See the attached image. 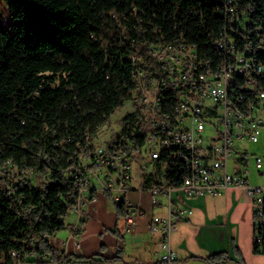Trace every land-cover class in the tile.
I'll use <instances>...</instances> for the list:
<instances>
[{"label": "trees", "instance_id": "trees-1", "mask_svg": "<svg viewBox=\"0 0 264 264\" xmlns=\"http://www.w3.org/2000/svg\"><path fill=\"white\" fill-rule=\"evenodd\" d=\"M3 4L9 32L0 26V264H65L69 257L50 243L76 204L65 173L79 156H92L100 127L129 101L135 70L153 76L148 46L182 40L210 50L208 35L229 27V15L222 0ZM28 173L43 179V188ZM116 209L121 216L123 207ZM253 237V254L264 255V225H254ZM83 260L98 262L75 258ZM204 261L230 259L222 253Z\"/></svg>", "mask_w": 264, "mask_h": 264}, {"label": "built area", "instance_id": "built-area-1", "mask_svg": "<svg viewBox=\"0 0 264 264\" xmlns=\"http://www.w3.org/2000/svg\"><path fill=\"white\" fill-rule=\"evenodd\" d=\"M222 6L229 12L228 38L208 35L212 55L211 49L200 51L192 43L148 46L157 65L150 77L158 81L152 105L138 113L136 122H129L134 104L144 103L148 94L140 84L133 88L130 112L116 123V129L106 124L94 142L92 156H79L78 163L66 171L76 194V204L70 209V214L78 216L76 231L82 208L95 199L97 191L122 194L118 204L123 207L124 231L134 229L137 219L145 215L142 203L128 198L135 158L144 184H150L144 190L150 193L152 204L160 205L158 197L166 199V215L151 216L148 225L160 238L158 264L175 263L170 237L175 220L189 212L173 205L172 194L178 191H171V184H178L179 179H187L188 191L181 193L187 198L215 197L231 188L243 190L254 215L259 220L264 216V183L260 184L264 160L252 158L257 181L253 185L251 158L238 148L241 142L257 143L264 129V0H222ZM168 90L177 91L176 113H166ZM139 135H146L145 150H137ZM105 136L104 144L99 143ZM6 168L11 171L10 163ZM12 256L20 258L15 252Z\"/></svg>", "mask_w": 264, "mask_h": 264}, {"label": "crops", "instance_id": "crops-1", "mask_svg": "<svg viewBox=\"0 0 264 264\" xmlns=\"http://www.w3.org/2000/svg\"><path fill=\"white\" fill-rule=\"evenodd\" d=\"M132 173L128 198L134 204L141 202L145 215L137 219L130 233H125L122 215L116 209L122 194L97 191L95 199L81 210L84 224L78 231V216L70 214L66 228L50 240L59 256L69 257L65 264H158L160 238L149 231L148 225L151 216L166 215V199L158 197L160 205H153L150 193L144 190L138 163ZM172 198L174 206L189 211L175 220L170 237L174 264H208L206 258L222 253L228 254L227 264H236L232 246L240 252L244 264H264V255L253 254V205L243 190L231 188L214 198H187L174 193ZM75 258H95L99 263L77 262Z\"/></svg>", "mask_w": 264, "mask_h": 264}, {"label": "bare ground", "instance_id": "bare-ground-1", "mask_svg": "<svg viewBox=\"0 0 264 264\" xmlns=\"http://www.w3.org/2000/svg\"><path fill=\"white\" fill-rule=\"evenodd\" d=\"M225 15L228 14V8L223 6ZM228 29L229 27H224L219 32V38H228ZM189 43H185L182 40L165 43L162 45V47H181V46H187ZM150 48H159V45L157 46H150ZM132 79L134 80V88L139 87L141 90H148V94H145L144 103L140 104H134V113H130L129 115V122H136L138 120V113H142V111L147 110V106L152 105V94H155L156 90H158V81H150V77L145 78L142 71H136L132 74ZM141 80V81H140ZM148 81L149 87H148ZM262 84L264 85V76H262ZM129 104L133 105V98L129 99ZM177 104H178V96L177 91L175 90H168V97L167 102H165V110L166 113H176L177 110ZM108 124V123H106ZM103 125L100 127L99 132L104 129L106 126ZM147 148V138L146 135H139V140H137V150H145ZM171 191H178V193H186L188 191V183L187 179H179L178 184H171ZM264 225V216H261L260 218V226Z\"/></svg>", "mask_w": 264, "mask_h": 264}, {"label": "rangeland", "instance_id": "rangeland-1", "mask_svg": "<svg viewBox=\"0 0 264 264\" xmlns=\"http://www.w3.org/2000/svg\"><path fill=\"white\" fill-rule=\"evenodd\" d=\"M0 26L4 30L9 32L7 11H6L5 6L3 4V0H0ZM130 110H131L130 104H129V102H126L125 105L121 109H119L110 118V120L107 123L111 124L112 129H114L116 123H118V121L121 118H123L126 114H128L130 112ZM106 137L107 136H105L102 140H100L99 143L104 144V139H106ZM97 140H98V138H97ZM238 148L241 149L242 151H246L247 154H248V157L251 158V171H250V173H251V182L254 185V184H256L257 181H256V170L254 168V165H253V162H252V160H253L252 158L260 157V158H262L264 160V129L261 131V135H260L259 141L257 143L241 142V144H238ZM138 162H139V159L135 158L134 164H137ZM32 180H33L32 182H33L34 186H36L37 188H43L44 183H45V181L43 179H41L39 177H34V178H32ZM263 183H264V180L261 179L260 180V184H263ZM215 197H217V196H215ZM212 198H214V197H212ZM253 224L254 225H259L260 224V220L254 215V213H253ZM50 243H51V241H50Z\"/></svg>", "mask_w": 264, "mask_h": 264}]
</instances>
